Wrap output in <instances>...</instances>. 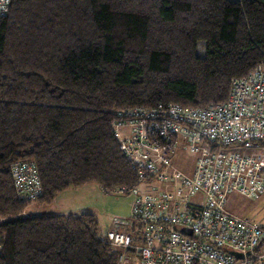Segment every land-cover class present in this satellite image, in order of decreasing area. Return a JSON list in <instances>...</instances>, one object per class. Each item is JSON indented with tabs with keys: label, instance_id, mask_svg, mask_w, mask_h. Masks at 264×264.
Masks as SVG:
<instances>
[{
	"label": "trees",
	"instance_id": "trees-1",
	"mask_svg": "<svg viewBox=\"0 0 264 264\" xmlns=\"http://www.w3.org/2000/svg\"><path fill=\"white\" fill-rule=\"evenodd\" d=\"M258 66L264 0H10L0 16V264H119L94 214L43 206L69 187L139 184L112 127L118 111L221 102ZM19 160L36 165L34 200L16 193Z\"/></svg>",
	"mask_w": 264,
	"mask_h": 264
},
{
	"label": "built area",
	"instance_id": "built-area-1",
	"mask_svg": "<svg viewBox=\"0 0 264 264\" xmlns=\"http://www.w3.org/2000/svg\"><path fill=\"white\" fill-rule=\"evenodd\" d=\"M9 3L0 0V16ZM112 127L138 182L160 183L135 196L128 229L104 234L119 250V264H264L261 226L225 207L232 192L264 195V156L257 151L264 146L262 66L232 79L221 102L123 109ZM178 152L194 156L188 174L172 162ZM10 173L19 197L41 194L34 162L15 161Z\"/></svg>",
	"mask_w": 264,
	"mask_h": 264
},
{
	"label": "rangeland",
	"instance_id": "rangeland-1",
	"mask_svg": "<svg viewBox=\"0 0 264 264\" xmlns=\"http://www.w3.org/2000/svg\"><path fill=\"white\" fill-rule=\"evenodd\" d=\"M262 67L264 68V66ZM257 151L264 156V146H261ZM252 152L255 151L252 149ZM178 153L172 162L188 174L193 165L194 156L188 153ZM159 186L160 183L155 181L142 182L135 187L134 192L130 191L123 194L107 193L95 183H88L75 188L69 187L63 190L61 197L56 201V209L65 213L86 211L94 214L97 220V231L103 235L110 229L121 230L126 228V223L131 225L132 221L129 220L130 206L135 196L150 193L152 187L158 188ZM193 199L199 200V197L194 196ZM53 204L55 207V202ZM51 206L52 202L43 208L45 210L50 208L52 211ZM225 207L234 215L256 221L262 228L264 240V195L258 199H253L242 193L232 192L227 197ZM261 249L264 250V241Z\"/></svg>",
	"mask_w": 264,
	"mask_h": 264
},
{
	"label": "crops",
	"instance_id": "crops-1",
	"mask_svg": "<svg viewBox=\"0 0 264 264\" xmlns=\"http://www.w3.org/2000/svg\"><path fill=\"white\" fill-rule=\"evenodd\" d=\"M62 193H63V191L62 192H59V194L58 195H56L55 196V198H54V200L52 201V211H50V208H49V210L48 211H50V212H54V213H60V214H68V213H65V212H63V211H58V210H60V209H56V206H57V204H56V201L57 200H59V198L61 197L60 195H62ZM53 202H55V207H54V204H53ZM34 205V208L33 209H41V206H36L35 204H33ZM33 205H31V207L33 206ZM114 227V226H113ZM264 241V240H263ZM262 244H263V242H262ZM262 244H261V247H262Z\"/></svg>",
	"mask_w": 264,
	"mask_h": 264
}]
</instances>
